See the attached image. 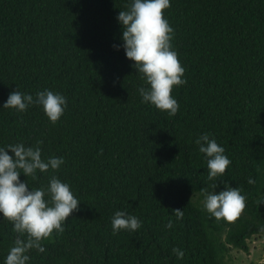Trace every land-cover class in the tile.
<instances>
[{
	"label": "trees",
	"instance_id": "1",
	"mask_svg": "<svg viewBox=\"0 0 264 264\" xmlns=\"http://www.w3.org/2000/svg\"><path fill=\"white\" fill-rule=\"evenodd\" d=\"M128 3L0 0V147L42 142L44 158L65 163L28 183L39 188L56 175L80 200L65 231L44 241L46 252L29 253L31 264H229L233 250L249 252L248 242L264 237V204L256 203L264 191V0H171L164 17L187 81L172 91L175 116L141 102L143 82L114 48ZM16 89L60 92L64 115L51 123L38 106L3 110ZM203 133L232 162L216 191L227 183L247 197L233 222L202 210L201 189L211 183L195 144ZM116 211L142 227L114 235ZM17 235L0 216V264Z\"/></svg>",
	"mask_w": 264,
	"mask_h": 264
},
{
	"label": "clouds",
	"instance_id": "2",
	"mask_svg": "<svg viewBox=\"0 0 264 264\" xmlns=\"http://www.w3.org/2000/svg\"><path fill=\"white\" fill-rule=\"evenodd\" d=\"M170 3L171 0H129L126 10H120L116 18L122 35L121 44L114 48L117 51L123 49L126 59L133 62L130 66L143 82L137 88L141 102L175 116L179 103L172 91L187 81L185 68L173 49L174 29L164 17ZM30 106L40 107L48 120L56 123L64 115L67 98L50 89L37 91L34 95L16 89L9 94L2 108L23 113ZM41 144L26 146L18 142L0 147V216L10 222L13 232L18 234L3 264H31L29 253H45L44 241L54 232L62 234L65 231L67 220L80 204L70 185L56 175H51L47 185L39 188L28 183L29 177L36 179L38 174L55 173L65 163L63 157L44 158ZM195 144L206 161L207 180L211 182L208 188L201 189L202 210L216 221H235L245 209L247 197L240 188L227 183H223V190L216 191L217 181L223 182L219 178L232 163L225 148L209 133L199 135ZM21 176L27 179L22 181ZM247 183L255 184L256 181L250 176ZM256 203L264 204V191L257 193ZM173 214L176 221L183 219V210L176 209ZM173 226V221L169 220L166 227L171 229ZM141 227L142 221L125 211H116L111 217L114 235L120 231L135 232ZM261 231L264 232V226ZM172 253L178 260L185 257L180 248H173ZM258 264H264V258Z\"/></svg>",
	"mask_w": 264,
	"mask_h": 264
},
{
	"label": "rangeland",
	"instance_id": "3",
	"mask_svg": "<svg viewBox=\"0 0 264 264\" xmlns=\"http://www.w3.org/2000/svg\"><path fill=\"white\" fill-rule=\"evenodd\" d=\"M249 252L233 250L228 258L229 264H258L264 258V237H255L249 242Z\"/></svg>",
	"mask_w": 264,
	"mask_h": 264
}]
</instances>
